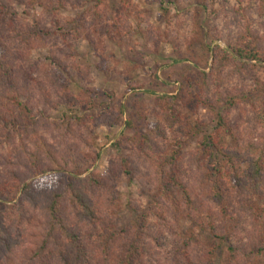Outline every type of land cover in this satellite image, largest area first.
<instances>
[{"label":"rangeland","instance_id":"rangeland-1","mask_svg":"<svg viewBox=\"0 0 264 264\" xmlns=\"http://www.w3.org/2000/svg\"><path fill=\"white\" fill-rule=\"evenodd\" d=\"M263 5V0H106L103 5L84 0H0V181L9 182L13 172H24L25 150L37 151L35 142L42 137L70 169L79 164L82 177L95 174L111 181L108 190L93 189L91 196L95 203L106 202L103 216L108 224L137 228L139 235L143 233L138 228H146L149 264H189L184 256H175L193 232L201 237L204 222L219 225V233L225 224L235 226V249L224 246L214 258L206 256L202 243L190 242L195 256L206 252L195 264H247L253 226L250 204L261 206L263 200L253 193L225 194L221 203L205 185L192 154L202 135L215 126L214 113L199 98L203 72L212 68H220L224 80L211 84L207 96L213 102L217 104L220 96L244 98L238 107L224 111L236 133L227 145L240 148L263 138L264 65L241 59L229 65L220 57L222 49L232 51L229 46L248 26L264 47ZM65 91L79 98V104L66 102ZM179 92L187 95L184 124L167 129L166 140L157 137L154 142L170 150L177 138L186 141L180 173L196 203L193 213L203 222L200 227L183 216L175 218L171 209L154 208L160 174L140 154V145L131 140L135 130L126 125L134 119L137 128L148 132L158 122L159 98ZM7 106L12 110L7 113L22 122L21 112L35 118V125L25 121L30 133L25 127H8ZM117 116L118 123L108 124ZM197 131L202 134L195 136ZM242 160L247 168V157ZM39 178L46 192L64 186L57 173ZM112 190L118 198L116 211L110 203ZM13 204L0 195V211ZM257 263L264 264V259Z\"/></svg>","mask_w":264,"mask_h":264},{"label":"trees","instance_id":"trees-1","mask_svg":"<svg viewBox=\"0 0 264 264\" xmlns=\"http://www.w3.org/2000/svg\"><path fill=\"white\" fill-rule=\"evenodd\" d=\"M84 1L103 5L106 0ZM63 5L61 1L60 6ZM57 9L60 8L56 7L55 11ZM262 9L264 12V5ZM240 36L236 43L229 46L231 52L222 49L221 61L230 65L241 59L264 65V47L252 27L248 26L247 31ZM216 49L221 51L220 46H216ZM5 66L7 67L6 63ZM203 75L199 98L214 113L215 126L202 135L192 158L201 170L205 185L221 203L225 194L237 197L253 193L263 200L261 206L250 204L249 209L253 226L252 239L246 250L247 257H250L247 264L252 261L258 264L257 260L264 259V134L260 142L252 139L240 148L233 144L228 146V138H236V133L224 111L238 107L244 98L236 95L220 96L216 104L207 93L212 83H223V73L220 68H212L210 72H203ZM92 92L100 94L99 91ZM7 98L10 99L9 96ZM63 99L79 104V98L66 91ZM186 100L187 95L180 92L161 96L158 102L161 109L156 114L158 122L148 132H144L142 127L137 128L134 119L127 120L126 125L127 129L135 130L131 140L140 145V154L160 174L159 192L153 201L154 208L171 209L175 218L183 216L197 222L195 226L200 227L203 222L196 221L193 213L196 203L180 173L186 141L177 138L170 145V150H165L154 142L157 137L166 140L167 129L184 124L182 110L187 105ZM261 110L264 114V107ZM7 111H12L10 106L5 108L8 127H13L16 131L25 127L30 133L31 126L25 121L28 118L35 125L32 115L21 112L24 118L22 122L19 117L8 114ZM31 112L32 109L28 106V113ZM123 114L120 111V115ZM77 119L81 121V118ZM120 119L117 116L108 121V124L118 123ZM66 124L69 121L60 124L59 128ZM198 134L202 132L197 131L194 135ZM35 145L37 151L25 150L27 158L22 164L24 172H13L9 182L0 181V195L7 202L14 203L11 208L0 211V264H149L147 257L150 247L146 245L144 238L147 235L146 228L142 225L138 228L143 233L142 236L135 232L137 228L108 224L103 216V204L106 202L102 205L100 202L95 203L91 196L93 189L108 190L111 181L95 174L82 177L84 171L78 168L79 164L75 163L78 166L70 169L66 161L56 158L50 145L42 137L37 138ZM43 154L46 156H42ZM244 156L247 157V168L243 167ZM49 173H57L63 177L64 186L61 189L46 192L43 179L39 177ZM117 199L116 192L112 190L110 203L114 205L115 211L119 206ZM219 227L212 222H204L201 237L193 232L189 238L191 240L182 244V249L175 257L184 256L189 264H195L202 255L193 254L190 242L202 243L207 251L206 256L214 258L224 246L234 252L231 234L235 226L225 224L222 233L218 232Z\"/></svg>","mask_w":264,"mask_h":264}]
</instances>
